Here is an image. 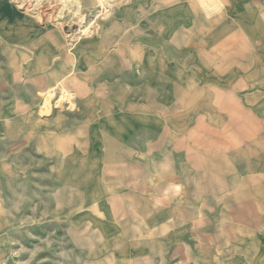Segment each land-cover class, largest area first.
<instances>
[{
  "label": "crops",
  "instance_id": "0c3cea01",
  "mask_svg": "<svg viewBox=\"0 0 264 264\" xmlns=\"http://www.w3.org/2000/svg\"><path fill=\"white\" fill-rule=\"evenodd\" d=\"M18 1L0 0V139L17 125V142L39 141L59 158L63 149L53 142L55 135L69 132L68 126L70 133L87 135L100 123V102L108 101L110 116L105 118L109 122L135 116L142 133L152 136L143 142L139 155L128 145L132 126H123L127 143L120 145L111 129L105 128L99 139L108 147L111 160L146 166L149 182L155 181L159 190H172L179 201L176 207H187L179 212L210 211L204 209L207 199L204 204L198 199L203 185L197 176V134H211L201 148L211 154L212 134L227 131L218 124L231 111L250 118L256 125L253 132H261L264 0H128L107 11L108 18L91 34H83L85 27L78 30L72 47L62 31L69 14L26 12ZM79 1L89 18L101 12L100 0ZM57 2L45 0L46 5ZM103 83L109 84L108 91L102 92ZM7 86L11 94L6 93ZM58 90L70 96L69 107L64 97H55ZM27 98L28 104L23 105ZM136 100L142 102L137 106L142 111L134 110ZM151 100L158 105L150 106ZM165 102H173V113H168ZM169 116L180 118L179 125L172 128ZM151 117H158V124L146 123ZM168 133L174 134V140L166 141ZM239 149L248 170L243 177L253 183L243 184L237 211H251L239 207H256L262 196L256 184L260 174L250 168L249 156L254 154L231 148L233 153ZM4 244L0 238V245Z\"/></svg>",
  "mask_w": 264,
  "mask_h": 264
},
{
  "label": "rangeland",
  "instance_id": "374dc122",
  "mask_svg": "<svg viewBox=\"0 0 264 264\" xmlns=\"http://www.w3.org/2000/svg\"><path fill=\"white\" fill-rule=\"evenodd\" d=\"M69 1L46 5L45 0H29L27 7L20 6L26 12L42 8V14H69V21H61L72 47L79 38L78 30L85 27L83 34H91L109 14L101 3V12L89 18L77 3L79 0ZM107 1L113 12L128 0ZM103 85L102 92L108 91L109 84ZM12 91L7 86L6 93ZM138 94L142 95V91ZM55 97H64L66 107L72 103L63 90H58ZM24 102L28 104V98ZM107 103L100 102V123L87 129V135L70 133V126L69 132L55 135L53 142L63 149L59 158L39 141L17 142V125L11 134H2L0 238L5 239V244L0 245V264H264V117L259 122L261 132H253L256 125L250 118L231 111L218 124L227 131L212 134L214 150H208L211 154L201 149L211 134H197V176L203 185L197 191L198 199L199 204L207 199L204 209L210 211L195 214L179 212L187 207H176L179 201L172 190H159L155 181L149 182L146 166L111 160L108 147L100 143L105 128L111 129L120 145L127 143L123 126H132L128 145L139 155L143 154V142L152 136L142 133L141 122L135 116L109 122L105 118L110 116ZM149 103L158 105L156 100ZM133 104L134 110L142 111L137 107L141 101ZM165 105L168 113L174 112L173 102ZM179 119L169 116L167 123L179 125ZM18 120L24 126L23 119ZM158 121V117L146 119L149 124ZM172 138L174 134L168 133L166 141ZM234 146L254 154L249 156L250 168L261 177L256 179L262 195L258 205L239 207L251 211H237L243 184L253 182L244 179L245 155L240 149L233 153ZM227 206L233 207L226 210Z\"/></svg>",
  "mask_w": 264,
  "mask_h": 264
},
{
  "label": "bare ground",
  "instance_id": "6f19581e",
  "mask_svg": "<svg viewBox=\"0 0 264 264\" xmlns=\"http://www.w3.org/2000/svg\"><path fill=\"white\" fill-rule=\"evenodd\" d=\"M27 1H29V0H19L18 2H20V5H21V6H23V5L26 6V5H27ZM68 1H69V0H67V3L70 2V1H69V2H68ZM76 1H77V0H76ZM100 1H101L102 4H104V5L108 8V11L111 12V8H112L111 4H108V1H107V0H100ZM77 3H80V2L77 1ZM39 4H40V3H39ZM70 4H72V3H70ZM70 4H69V5H70ZM35 5H37V4H35ZM40 5H41V4H40ZM40 5H39V7H40ZM24 6H23V7H24ZM26 7H27V6H26ZM35 9H36V8H35ZM41 9H42V8H41ZM41 9H39V10H35V11H34V10H31V12L40 14V13H41ZM78 10H80V8H79ZM112 11H113V10H112ZM79 12H80V11H79ZM38 14H37V15H38ZM39 16H40V15H39Z\"/></svg>",
  "mask_w": 264,
  "mask_h": 264
}]
</instances>
